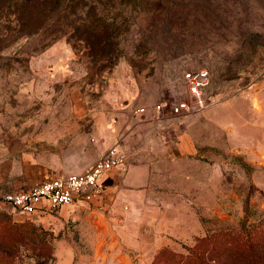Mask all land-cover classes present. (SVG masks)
<instances>
[{
  "label": "rangeland",
  "instance_id": "374dc122",
  "mask_svg": "<svg viewBox=\"0 0 264 264\" xmlns=\"http://www.w3.org/2000/svg\"><path fill=\"white\" fill-rule=\"evenodd\" d=\"M95 11L120 26L112 66L94 65L65 36L0 52V188L25 190L59 175L66 155L85 161L113 148L124 162L180 159L195 178L144 195L137 203L149 208L137 215L116 202L41 217L0 211V264H182L196 240L264 216V165L239 143L223 148L219 127L235 117L224 103L254 106L264 89V0H95ZM199 70L204 108L184 79ZM182 137L197 149L188 160L176 149Z\"/></svg>",
  "mask_w": 264,
  "mask_h": 264
},
{
  "label": "trees",
  "instance_id": "16d2710c",
  "mask_svg": "<svg viewBox=\"0 0 264 264\" xmlns=\"http://www.w3.org/2000/svg\"><path fill=\"white\" fill-rule=\"evenodd\" d=\"M119 28L96 13L95 0H0V52L20 39L38 38L41 47H47L65 36L77 52L87 51L94 65L112 66L119 55ZM216 241L228 245L216 246ZM160 254L167 255L165 250ZM181 262L264 264V216L242 232L212 233L196 240L190 259Z\"/></svg>",
  "mask_w": 264,
  "mask_h": 264
},
{
  "label": "crops",
  "instance_id": "0c3cea01",
  "mask_svg": "<svg viewBox=\"0 0 264 264\" xmlns=\"http://www.w3.org/2000/svg\"><path fill=\"white\" fill-rule=\"evenodd\" d=\"M245 101H247V98L235 97L234 100H229L227 103H224L225 109H233L232 114L235 117L226 116L220 123L219 127L224 128L222 135L224 141H228L223 148L239 143L242 147L250 150L249 159L254 165H264V89L260 90L257 94L254 100V106L251 102V106L248 107L249 103H245ZM194 141L196 140L190 135V142ZM121 144L123 146L124 141ZM191 147L189 149L187 143L184 144V137H182L176 149L188 160L189 151L197 150L194 146ZM104 149L105 147L102 150ZM156 150L161 151L160 149ZM100 154L99 151L94 156L87 157L85 161H82L79 154L66 155L61 161L62 164L58 167L59 175L48 176L38 182L48 178L66 176V173L84 172L92 166ZM127 155L129 154L127 153ZM161 155L159 154V158L157 159L152 158L144 162L137 161L133 163L126 160L122 166L114 168L103 176L102 182L105 186V192L100 199L90 202L80 201L72 204H91L94 208L105 209L111 206V203L116 202L125 205L127 212L131 213V215L139 214V211L144 207L149 208L145 204V201L141 202V204L140 202L137 203L139 199L142 201L144 195H147V197L154 196L153 194L159 193V191L175 193L176 191L173 187L164 186V184H170L173 181L178 183L180 179L190 181L191 176L190 169H187L188 167L179 171V164L182 160L176 158L162 159ZM191 178L195 177L192 176ZM159 209H161L160 206ZM153 211L155 209H150L149 213H153ZM45 214L47 215L49 212L36 215L41 217Z\"/></svg>",
  "mask_w": 264,
  "mask_h": 264
},
{
  "label": "built area",
  "instance_id": "2783aa9c",
  "mask_svg": "<svg viewBox=\"0 0 264 264\" xmlns=\"http://www.w3.org/2000/svg\"><path fill=\"white\" fill-rule=\"evenodd\" d=\"M184 79L189 93L198 98V107L204 108L200 96L208 83V72H187ZM186 107L185 103H180L174 110L178 112ZM124 160L125 155L113 148L84 172L48 178L25 190L3 191L0 188V211L12 210L20 215L32 216L55 211L75 202L98 200L105 192L103 176L122 166Z\"/></svg>",
  "mask_w": 264,
  "mask_h": 264
}]
</instances>
